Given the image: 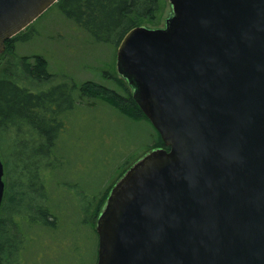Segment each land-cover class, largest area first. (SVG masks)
<instances>
[{"label": "water", "instance_id": "water-1", "mask_svg": "<svg viewBox=\"0 0 264 264\" xmlns=\"http://www.w3.org/2000/svg\"><path fill=\"white\" fill-rule=\"evenodd\" d=\"M58 0H0V54ZM116 71L166 148L134 162L96 222V264H264V0H169ZM0 158V207L4 195Z\"/></svg>", "mask_w": 264, "mask_h": 264}, {"label": "rangeland", "instance_id": "rangeland-1", "mask_svg": "<svg viewBox=\"0 0 264 264\" xmlns=\"http://www.w3.org/2000/svg\"><path fill=\"white\" fill-rule=\"evenodd\" d=\"M171 15L169 0H162L155 20L143 22L140 27L163 28ZM21 34L28 38L15 43L16 55L44 57L48 72L54 75L44 88L67 81H90L121 92L118 84L107 78H122L116 71L114 46L93 41L55 5L17 35ZM4 63L0 56V69ZM65 120L66 128L56 142L51 167L39 172L43 187H34L40 206L51 209L55 224L49 225L41 213L33 214L31 219L13 214L16 224L10 236L0 233V243L8 238L11 248L3 257L5 264H96V222L109 193L100 203L98 196L111 190L148 140L141 137L137 123L126 120L97 98L78 102ZM0 144H5L1 133ZM0 158L3 162V149ZM10 179L20 181L16 174ZM3 181L6 185L5 174ZM96 195L98 198L92 201ZM4 205L0 208V225L9 226L5 222L11 213L7 202Z\"/></svg>", "mask_w": 264, "mask_h": 264}, {"label": "trees", "instance_id": "trees-1", "mask_svg": "<svg viewBox=\"0 0 264 264\" xmlns=\"http://www.w3.org/2000/svg\"><path fill=\"white\" fill-rule=\"evenodd\" d=\"M161 2L162 0H58L54 5L67 19L87 32L93 41L112 44L116 51L122 37L129 30L140 27L143 22L155 20ZM27 38L26 34H21L6 40L5 50L0 54L5 59L0 69V133L4 135L5 144H0V149L4 150L3 166L7 181L0 208L5 207L4 203L7 202L11 213L5 222L9 226L0 225V233L6 237L10 236L16 224L12 221L15 213L30 219L33 214L41 213L46 217V222L54 226L55 218L51 209L40 206L34 187L43 185L39 172L44 167H51L56 142L66 128L65 115L78 102L94 98L102 100L126 120L137 123L142 138H146L149 133L140 124L144 122L156 138L147 152L165 148L159 134L132 98L125 79L107 75V78L118 84L121 92L90 81L81 84L67 81L44 88L54 76L48 72L45 58L37 55L17 56L14 51L15 43ZM29 85L42 88L31 89ZM136 160L128 162L127 168L122 172ZM12 174H16L20 181H12ZM106 190L99 198L97 195L93 196L92 201L98 198L100 203L104 195L109 193ZM7 239L3 244L0 243V264H5L3 257L11 250Z\"/></svg>", "mask_w": 264, "mask_h": 264}, {"label": "crops", "instance_id": "crops-1", "mask_svg": "<svg viewBox=\"0 0 264 264\" xmlns=\"http://www.w3.org/2000/svg\"><path fill=\"white\" fill-rule=\"evenodd\" d=\"M140 124H141V126L146 127L147 128V133H148V131H149V133H148V136L146 138L144 137V139H148V140L145 143L142 152L139 154V157L136 158V159H139L140 157H142L147 152V149L149 148V146L152 145V144H154V142L156 141V138L154 137V133L152 131L150 133V130L148 129L149 127H147L144 122H141Z\"/></svg>", "mask_w": 264, "mask_h": 264}]
</instances>
